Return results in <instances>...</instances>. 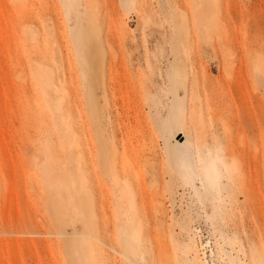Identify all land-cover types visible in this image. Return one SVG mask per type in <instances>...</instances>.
I'll use <instances>...</instances> for the list:
<instances>
[{
	"label": "rangeland",
	"instance_id": "obj_1",
	"mask_svg": "<svg viewBox=\"0 0 264 264\" xmlns=\"http://www.w3.org/2000/svg\"><path fill=\"white\" fill-rule=\"evenodd\" d=\"M86 45L101 51L94 96L120 152L116 178L90 114ZM175 66L189 73L186 92ZM182 127L194 148L173 164ZM212 158L221 177L206 194ZM49 159L62 220L47 209L58 197L41 176ZM89 190L107 220H93ZM198 255L264 264V0H0V264H198Z\"/></svg>",
	"mask_w": 264,
	"mask_h": 264
},
{
	"label": "bare ground",
	"instance_id": "obj_2",
	"mask_svg": "<svg viewBox=\"0 0 264 264\" xmlns=\"http://www.w3.org/2000/svg\"><path fill=\"white\" fill-rule=\"evenodd\" d=\"M67 1L69 2L70 5L73 2V0H67ZM210 5H211V3H210ZM204 8L206 10V7H204ZM211 12H213V10ZM210 13H209V15H210L209 19H210V17H212ZM204 14H206L208 16V13H204ZM206 15H204V16H206ZM209 22H210V20H209ZM214 24H215V22H214ZM82 28H83V29H81L82 30V35H83V38L85 40L89 39V37H92V36H90L89 31H87V29L85 28L84 25H83ZM95 52H96V54L94 55L92 51L88 50L87 45H86V50H85L86 55H85V59H84L85 67H83V75H84V81H85V84H86V88L88 89V92H89V95H90V98H91L90 99V106H91L90 114H91V117H92V120H93V124H94L95 129H96L97 141L100 144L101 156H102L103 159L107 160L109 171L116 178L118 176L116 173H119L118 172V168H117V163H118V160L120 158V154H119L120 152H119L118 148L115 147L114 144H112V142L110 141V138L108 137L109 138L108 139V138H106L103 135V131L104 130H103V126H102V121H103L102 105L99 103V100H97L95 98V96H94L95 93H96V88L99 87L100 82L102 80V66H101V62H96L95 61V56L97 58H98L99 55L101 56L100 48H97V50ZM101 60H102V58H101ZM173 76H174V80H175L176 84L178 85V87L180 89H183L184 92H186L187 87H188L187 82L189 80L188 71L186 69L180 67V66H175L174 71H173ZM95 85L97 87H95ZM61 97H63V96L61 95ZM61 100H63V99H61ZM184 109H185V107H184L183 101L180 98L179 99L177 98L174 101L173 110H176V111H181L182 110L183 111ZM185 130L186 129L184 127H182V129L180 131H178V133L175 136V138H177L179 136V139L177 140V145H174V146L170 147V153H171V156L173 158V160H172L173 164H174V161L175 162L180 161L184 157H186L189 154H191V150H193V148H194V146L191 145V144H189L187 146V134H186ZM184 139H186V140L183 142ZM74 147H75V150H77L78 160H79L80 166H81L83 159L81 157V152L78 150L80 146H79V144H77L75 142V139H74ZM98 166H99L98 161H96V165H95V169H94L95 173L93 172L96 175L98 174V170H99ZM116 169H117V171H115ZM40 171H41L43 184H44L45 188L47 189V192H49V193H52V192L58 193V197H56V199L54 201H51L47 205V209L49 210L50 214H52V216L55 219L62 220V218L64 217V212H63L62 209H59V205L55 203V201L57 199H59V189L62 187V183L58 179L55 180V178L53 176V169L51 167L50 159L44 161L41 164ZM213 173L216 174V177L213 175ZM82 174H83V172H82ZM82 177L84 178V174H83ZM220 177H221V173L219 172V170L217 168L216 161L212 158V159H210L209 163L205 164V166L203 168V176H202L203 190H204V192L206 194H210L211 190H215L216 189V187H217V180L216 179H219ZM83 181H84V179H83ZM120 186L122 187L121 184H120ZM85 187H87L86 186V181L83 182V184L81 186V189L82 188L84 189ZM129 187L130 186L126 183L125 184V189L129 190L128 191V196H129V199L131 201V204L135 208L136 207V203H135V198H134V192L131 191ZM93 188L95 189V187H93ZM89 192L92 193V191H90V190H89ZM97 192L92 193L91 197H90V199H91L90 206L92 205L91 206V210H92L93 220H96V221L99 220V219L107 220L106 214L103 213V210L101 209V199L98 198L99 194H97ZM156 211H157V209H156ZM139 219H141V217H139ZM113 220H115V219H113ZM194 243L195 244L197 243L196 239H194ZM203 250H205V249H203ZM223 253H226L227 255H229V257L231 259L232 258H236V259L238 258L235 255L234 249H232V251H229V252H226L223 249ZM142 255H143V252H142ZM197 259H198L197 263L198 264L201 263L202 258L199 255L197 256ZM207 263H208V261L206 260V264Z\"/></svg>",
	"mask_w": 264,
	"mask_h": 264
}]
</instances>
